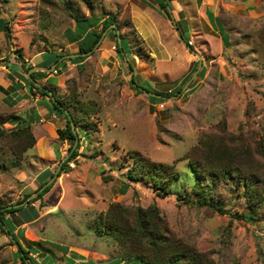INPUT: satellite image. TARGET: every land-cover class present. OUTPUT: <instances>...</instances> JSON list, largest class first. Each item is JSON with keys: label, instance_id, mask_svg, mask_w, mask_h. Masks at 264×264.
<instances>
[{"label": "rangeland", "instance_id": "1", "mask_svg": "<svg viewBox=\"0 0 264 264\" xmlns=\"http://www.w3.org/2000/svg\"><path fill=\"white\" fill-rule=\"evenodd\" d=\"M64 2L0 0V17L10 26L9 37L0 29V84L8 90V94L0 90L1 116L18 113L29 118L36 97L42 96L36 89L24 91L25 85L14 87L26 71L15 48L22 50L25 64L31 66L41 57L54 59L57 51L67 57L77 50L70 37L84 36L90 25L100 28L108 12L118 11L117 19L123 24L118 34L122 31L128 37L123 46L130 51L125 55L116 51L118 35L110 25L81 62L65 59L57 71L54 67L43 69L48 73L39 83L50 86L60 80L58 92L67 93L65 81L73 78L70 83L79 97L93 99L96 109L90 115L95 128L88 135L78 128V155L69 161V168L54 176L53 185L42 196L45 204L40 205V199L25 200L18 210L5 213L19 241L26 248L37 249L29 253L35 263L118 264L123 260L121 264H147L139 258L122 259L120 244L94 230L98 216L107 212L111 202H119L131 210L155 203L165 220L166 233L206 253L214 264H264V206L256 219L236 217V213L250 210L242 196L241 181L229 176L216 184L213 199L223 211L198 206L177 193L183 186L189 193L196 178L190 154L198 155V149H191L205 134L248 150V158L261 165L258 184L262 188L264 155L258 148L264 143V59L256 45H260L258 31L264 27V9L258 16L241 18L228 47L211 41L203 61L199 49L192 51L180 40L171 16L162 11L157 0H91V7L84 0H66L68 6ZM74 9L89 18L75 24ZM170 9L173 14L172 1ZM228 20L234 28L233 19ZM181 35L188 39L184 30ZM190 43L195 44V39L190 38ZM196 52L205 71L190 78L193 71L189 81L183 82L199 61ZM133 83L170 94L154 101ZM61 120L44 116L32 123L36 141L19 163H10L8 147L0 151V161L5 163L0 166V203L25 199L38 185L37 174L42 168L48 166L55 172L60 167L70 144L58 137L56 129L65 123ZM0 125L6 129L12 126L9 121ZM133 151L178 169L179 176L169 181V193L161 196L151 182L127 177ZM128 218L132 221L133 216ZM10 237L0 230V264H21L17 244Z\"/></svg>", "mask_w": 264, "mask_h": 264}, {"label": "trees", "instance_id": "2", "mask_svg": "<svg viewBox=\"0 0 264 264\" xmlns=\"http://www.w3.org/2000/svg\"><path fill=\"white\" fill-rule=\"evenodd\" d=\"M63 1H65V5L68 6L66 0ZM84 1L88 3L89 7L92 6V3H90L91 0ZM170 1L171 0H157L159 7L169 17L171 16L168 9ZM72 13L75 24L89 18V15L80 14L76 9H74ZM117 15L118 11L108 12L102 19L100 28L97 29V27L90 25L84 36L80 34L79 36L70 37V41L77 42V50L74 52H83L91 49L100 38L102 31L113 22L119 30L123 24L117 19ZM176 23L178 28H180L179 22L176 21ZM124 24L126 25V23ZM116 27L110 28L115 29ZM9 28L8 20L0 17V29L5 32L7 37L10 36ZM180 32L182 34V31ZM258 32L260 35V45H256V48L260 50L262 59H264V27ZM119 35L120 42L116 39L115 48L121 55H125L126 52L130 51V48L126 50L123 46L125 37L127 40L128 37L123 34L122 31L119 32ZM186 41L189 43L187 39ZM14 50L17 59L22 65L26 66L25 74L20 75L21 79L16 81L17 84L14 85V87L19 88L25 85L30 92L36 89L42 97L45 98V104L50 112L65 117L64 125L57 127L56 130L60 139L70 141L69 154L60 163V167L57 171V175H59L61 171L69 168V161L78 155V148L80 145L78 128L81 127L85 135L89 134V130L95 128L94 122L90 120V115L95 112L96 102L93 99L84 101L79 97L75 85L70 83V81H74L73 78H67L65 81L69 90L67 93H59L55 83L50 86L46 83L37 85L33 80L39 81L41 77L48 72L43 69H38L31 71L29 76L26 75L31 65L25 64L26 59L19 47ZM63 55L64 53L57 51L54 54V59L49 58L46 60L43 58L37 64L49 67L56 62L54 68L58 69L59 65L65 64V59H70L73 62L79 63L85 58V55L81 53L74 56L69 55L67 57H62ZM59 61L61 63H59ZM197 63L191 68L190 73L183 77V82L187 80L195 70ZM81 66H83V64H81ZM129 66L132 68L131 62ZM203 71L204 65L200 67L197 74L201 76L203 74L201 72ZM21 80H23L24 83H20ZM131 80L134 82L133 75L131 76ZM192 83L193 81L187 86V90L191 88ZM133 84L139 88L144 87L143 85ZM181 87L182 84L176 88V92H179ZM0 90L8 94L6 87L1 84ZM152 91L162 95L149 94V98L154 101L161 100L164 95L170 94L156 89ZM57 102L61 105H58ZM63 107L68 110V113L64 111ZM70 120L74 123L73 127L71 126ZM4 121L11 122L12 126L6 129L0 125V151L3 150L4 147H8L12 152L10 163L15 165L19 163L25 151L33 146L36 141V136L32 130V118L24 117L18 113L5 116L0 115V122ZM76 138L78 142L73 146ZM262 145L263 148H258V152L264 155L263 142ZM195 149H198V155L192 156L193 154H190L189 163L195 171L196 178L189 188V193L186 194L185 187L183 186L177 192L178 197L183 200L192 201L198 206L207 205L213 209L216 208L217 210L223 211L222 205H219L213 199L212 191L215 190L218 182L226 181L229 176H234L237 183L240 181L242 182V196L247 200V204L250 206V210L236 213V217L247 220H253L259 217L262 214V208L264 206V193L261 191L264 190V176L262 179L263 185L260 190L258 183L261 165L259 166V164H257L259 162L255 161L253 157L251 160L248 158V150L242 148L240 145L235 146L230 144L222 137L213 134H205L200 137L197 144L194 145L191 150L194 151ZM132 158L133 164L127 170L128 178L133 180L145 179L151 182L154 190L161 196L169 193V181L179 176L178 169H175L172 164L150 160L138 151H133ZM4 164L3 161H0V166ZM53 173V170L50 168H45L40 171L37 174L38 185L33 191L43 185ZM53 182L52 180L44 185L35 197L27 199L26 202L31 203L36 199H40V205H44L45 202L42 196L51 188ZM127 184L128 183H126V185ZM207 185L208 187H206ZM29 194L30 193H26L23 198H26ZM20 201H22V199L17 202ZM8 204L11 203H0V230L5 231L7 234H11L10 240L17 244V255L21 260V264H37L34 258L29 255L32 250L36 251L37 249L33 246L26 248L19 241L13 229L8 226V221L11 219L5 216L6 212L18 210L23 205L7 206ZM129 215L133 216L132 221L129 220ZM94 230L98 235L106 234L111 236L120 244L122 259L139 258L147 264H214V260L206 253L198 251L193 245L187 244L182 240L178 241L166 233L165 220L159 213V209L155 203H151L146 207L136 205L135 208L131 210L124 207L119 202H111L107 212L98 216ZM20 233H22V229H20Z\"/></svg>", "mask_w": 264, "mask_h": 264}, {"label": "crops", "instance_id": "3", "mask_svg": "<svg viewBox=\"0 0 264 264\" xmlns=\"http://www.w3.org/2000/svg\"><path fill=\"white\" fill-rule=\"evenodd\" d=\"M171 1L172 9L174 10V13L172 15L174 16L175 20L179 22L181 31L184 30V32L189 35L187 39L188 42L190 41V38L195 39V44L190 43V45L192 46V51H196L199 49L203 55V61L205 58L204 54L205 52H207L206 49L209 48V43L211 41H221L224 47H228L227 45L232 43L233 36H236L237 34V28L235 26H237L241 22V18L245 16H258L263 12L264 9V0ZM228 18L233 19L232 25L234 26V28L230 25V21L228 20ZM194 47L196 48V50ZM152 53L154 54V52ZM42 59L43 57H41L38 62ZM55 64L56 62H54L51 66H55ZM61 66L62 65H59L58 68H60ZM59 81L60 80H58L55 84L57 85ZM24 87V91L29 90L26 86ZM141 89L144 90L145 88L141 87ZM148 94L151 93L148 92ZM38 99L39 101H37ZM35 100L36 105H33V109L29 110L30 118H32V123L35 122L37 118H39L40 120L43 119L44 116H49V118L56 117L58 118L59 122L62 121L61 117L65 120V117L63 115H56L55 113L49 111L47 105L45 104L44 97L37 96ZM34 113L37 116H34ZM45 168L50 167H44L40 171ZM122 262L123 260H120L117 263L121 264Z\"/></svg>", "mask_w": 264, "mask_h": 264}, {"label": "water", "instance_id": "4", "mask_svg": "<svg viewBox=\"0 0 264 264\" xmlns=\"http://www.w3.org/2000/svg\"><path fill=\"white\" fill-rule=\"evenodd\" d=\"M168 9H169V11L171 10L170 9V6H168ZM170 13H171V11H170ZM171 15V19H172V22H173V25H174V28H175V30H176V32H177V34H178V36H179V38H180V40L188 47V48H192L191 46H190V44L189 43H187V41L183 38V36L181 35V32H180V30H179V28H178V26H177V23H176V20L173 18V16H172V13L170 14ZM111 25L112 26H115L116 27V24L113 22V23H111ZM104 31H105V29L103 30V33H104ZM116 32H117V35H118V40H119V42H120V36H119V34H118V28L116 27ZM100 38H101V36H100ZM99 38V39H100ZM99 39L97 40V42L99 41ZM97 42L94 44V46L93 47H95V45L97 44ZM92 47V48H93ZM92 48L91 49H89V50H87V51H83V52H74V53H70L69 55H78V54H85V53H88L90 50H92ZM196 54H197V56H198V58H199V61H198V65H197V67L195 68V70H194V72L192 73V75L190 76V78H192V76L199 70V68H200V65H201V57H200V54L198 53V52H196ZM51 67H54V66H45V65H41V64H36V65H32L31 67H29V69H28V71H27V75L29 76V73L31 72V71H33V70H38V69H46V70H49ZM32 79V78H31ZM37 85H40V83L38 82V81H35V80H33ZM189 81V79L187 80V82ZM183 88H184V86H183ZM145 90V89H144ZM147 92H149V93H151V94H155V95H158V96H162L161 94H159V93H156V92H154V91H150V90H146ZM52 98H53V96H52ZM54 100H55V98H53ZM56 101V100H55ZM58 103V105H61L59 102H57ZM63 109H64V111L66 112V113H68V110L66 109V108H64L63 107ZM71 121V126L73 127L74 126V123H73V121L72 120H70ZM77 141V138L75 139V142ZM57 171H58V169H56L55 170V172H54V175H52V177L50 178V179H48L43 185H41L37 190H35V191H33V193H30L24 200H22V201H20V202H18V203H14V204H8L7 206H10V205H13V206H18V205H21L25 200H27V199H29V198H33L34 196L33 195H35V194H37L38 192H39V190H41L43 187H44V185H46L47 183H49L50 181H52L53 180V178H54V176L57 174ZM10 236H11V234H9Z\"/></svg>", "mask_w": 264, "mask_h": 264}, {"label": "built area", "instance_id": "5", "mask_svg": "<svg viewBox=\"0 0 264 264\" xmlns=\"http://www.w3.org/2000/svg\"><path fill=\"white\" fill-rule=\"evenodd\" d=\"M54 71H57V69L54 68Z\"/></svg>", "mask_w": 264, "mask_h": 264}]
</instances>
